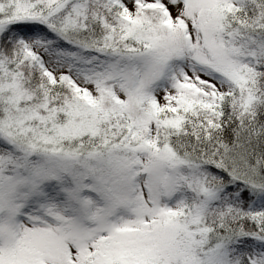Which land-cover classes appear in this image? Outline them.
I'll return each mask as SVG.
<instances>
[{
	"label": "snow or ice",
	"instance_id": "snow-or-ice-1",
	"mask_svg": "<svg viewBox=\"0 0 264 264\" xmlns=\"http://www.w3.org/2000/svg\"><path fill=\"white\" fill-rule=\"evenodd\" d=\"M0 264H264V0H0Z\"/></svg>",
	"mask_w": 264,
	"mask_h": 264
}]
</instances>
